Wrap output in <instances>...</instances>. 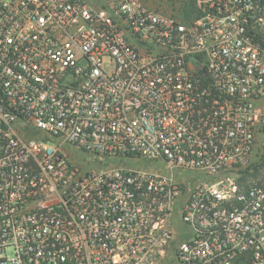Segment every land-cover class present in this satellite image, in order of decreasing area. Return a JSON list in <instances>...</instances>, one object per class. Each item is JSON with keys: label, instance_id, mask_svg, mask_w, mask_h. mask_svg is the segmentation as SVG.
Segmentation results:
<instances>
[{"label": "built area", "instance_id": "obj_1", "mask_svg": "<svg viewBox=\"0 0 264 264\" xmlns=\"http://www.w3.org/2000/svg\"><path fill=\"white\" fill-rule=\"evenodd\" d=\"M0 0V264H264V0Z\"/></svg>", "mask_w": 264, "mask_h": 264}, {"label": "rangeland", "instance_id": "obj_2", "mask_svg": "<svg viewBox=\"0 0 264 264\" xmlns=\"http://www.w3.org/2000/svg\"><path fill=\"white\" fill-rule=\"evenodd\" d=\"M150 6L159 8L167 14H179L186 19V16L192 15L195 18L199 15L198 8L194 0H145ZM198 14V15H197Z\"/></svg>", "mask_w": 264, "mask_h": 264}, {"label": "trees", "instance_id": "obj_3", "mask_svg": "<svg viewBox=\"0 0 264 264\" xmlns=\"http://www.w3.org/2000/svg\"><path fill=\"white\" fill-rule=\"evenodd\" d=\"M192 17V15H188V16H186V19H184V20H192V19H194V18H192V19H190Z\"/></svg>", "mask_w": 264, "mask_h": 264}, {"label": "crops", "instance_id": "obj_4", "mask_svg": "<svg viewBox=\"0 0 264 264\" xmlns=\"http://www.w3.org/2000/svg\"><path fill=\"white\" fill-rule=\"evenodd\" d=\"M198 15V14H197ZM183 18V17H182Z\"/></svg>", "mask_w": 264, "mask_h": 264}]
</instances>
